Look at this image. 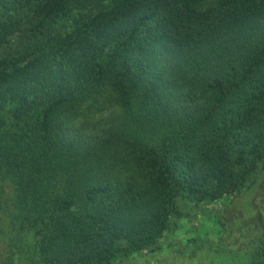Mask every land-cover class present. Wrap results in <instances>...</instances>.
<instances>
[{
  "label": "trees",
  "instance_id": "obj_1",
  "mask_svg": "<svg viewBox=\"0 0 264 264\" xmlns=\"http://www.w3.org/2000/svg\"><path fill=\"white\" fill-rule=\"evenodd\" d=\"M260 166L264 0H0V264H113Z\"/></svg>",
  "mask_w": 264,
  "mask_h": 264
},
{
  "label": "rangeland",
  "instance_id": "obj_2",
  "mask_svg": "<svg viewBox=\"0 0 264 264\" xmlns=\"http://www.w3.org/2000/svg\"><path fill=\"white\" fill-rule=\"evenodd\" d=\"M262 219L264 169L260 166L246 187L233 195L215 202L180 198L177 212L156 245L118 256L113 264H246L258 242ZM3 231L0 254L10 242L9 222Z\"/></svg>",
  "mask_w": 264,
  "mask_h": 264
},
{
  "label": "clouds",
  "instance_id": "obj_3",
  "mask_svg": "<svg viewBox=\"0 0 264 264\" xmlns=\"http://www.w3.org/2000/svg\"><path fill=\"white\" fill-rule=\"evenodd\" d=\"M83 105H77V111L69 118L70 124L77 129H86L89 127L90 123H93V121H90L89 117L85 114L83 110ZM99 118L97 117V120Z\"/></svg>",
  "mask_w": 264,
  "mask_h": 264
}]
</instances>
